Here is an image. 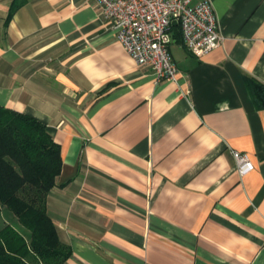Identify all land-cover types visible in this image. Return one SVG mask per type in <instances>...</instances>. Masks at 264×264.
<instances>
[{
  "label": "crops",
  "instance_id": "1",
  "mask_svg": "<svg viewBox=\"0 0 264 264\" xmlns=\"http://www.w3.org/2000/svg\"><path fill=\"white\" fill-rule=\"evenodd\" d=\"M15 1V0H14ZM0 0V106L43 123L62 167L64 264H264V0H211L221 40L156 83L96 0ZM194 1L192 4H195ZM231 151L253 170L239 175ZM28 232L0 210V230Z\"/></svg>",
  "mask_w": 264,
  "mask_h": 264
},
{
  "label": "trees",
  "instance_id": "2",
  "mask_svg": "<svg viewBox=\"0 0 264 264\" xmlns=\"http://www.w3.org/2000/svg\"><path fill=\"white\" fill-rule=\"evenodd\" d=\"M18 2H12L10 17ZM173 37L181 38L178 25ZM59 145L37 119L0 106V210L28 232L0 230V264H64L71 249L47 214V197L61 172Z\"/></svg>",
  "mask_w": 264,
  "mask_h": 264
},
{
  "label": "built area",
  "instance_id": "3",
  "mask_svg": "<svg viewBox=\"0 0 264 264\" xmlns=\"http://www.w3.org/2000/svg\"><path fill=\"white\" fill-rule=\"evenodd\" d=\"M96 1L127 54L137 65L149 67L156 83L176 80L177 70L169 53L173 25H178L186 51L197 58L208 55L221 40L211 0ZM231 153L239 175L253 170L246 154Z\"/></svg>",
  "mask_w": 264,
  "mask_h": 264
}]
</instances>
